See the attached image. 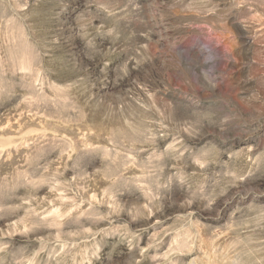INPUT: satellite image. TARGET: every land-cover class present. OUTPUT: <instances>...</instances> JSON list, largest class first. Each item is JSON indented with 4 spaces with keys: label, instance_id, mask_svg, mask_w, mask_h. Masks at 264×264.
Listing matches in <instances>:
<instances>
[{
    "label": "rangeland",
    "instance_id": "374dc122",
    "mask_svg": "<svg viewBox=\"0 0 264 264\" xmlns=\"http://www.w3.org/2000/svg\"><path fill=\"white\" fill-rule=\"evenodd\" d=\"M0 264H264V0H0Z\"/></svg>",
    "mask_w": 264,
    "mask_h": 264
},
{
    "label": "bare ground",
    "instance_id": "6f19581e",
    "mask_svg": "<svg viewBox=\"0 0 264 264\" xmlns=\"http://www.w3.org/2000/svg\"><path fill=\"white\" fill-rule=\"evenodd\" d=\"M241 41H242V45L245 47L246 46V41L244 40V36L241 34Z\"/></svg>",
    "mask_w": 264,
    "mask_h": 264
}]
</instances>
